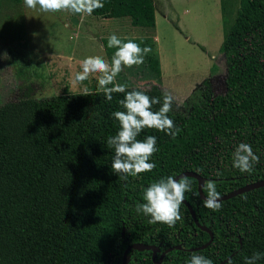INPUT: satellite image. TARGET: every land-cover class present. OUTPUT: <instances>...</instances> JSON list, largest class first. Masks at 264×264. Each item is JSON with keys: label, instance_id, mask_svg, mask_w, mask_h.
Here are the masks:
<instances>
[{"label": "trees", "instance_id": "obj_1", "mask_svg": "<svg viewBox=\"0 0 264 264\" xmlns=\"http://www.w3.org/2000/svg\"><path fill=\"white\" fill-rule=\"evenodd\" d=\"M20 2L0 0V12L19 11ZM102 2L90 16L127 18L131 27L154 36L151 0ZM9 17L0 15V21ZM221 54L223 93L212 95L204 80L188 113L172 109L168 115L180 128L175 138L145 128L137 139L157 138L159 150L150 161L156 167L127 180L112 171L115 150L107 145L120 130L112 113L125 110L119 103L125 93H113L111 101L99 90L0 105V264H120L133 243L160 250L206 243L207 233L195 227L183 204V218L171 228L149 223L150 217L134 209L145 202L144 189L151 183L182 172L197 174L204 185L214 181L221 196L264 179V0H239ZM145 62L158 76L157 56L148 55ZM132 90L159 98L153 111L161 107L164 95L157 86L126 89ZM240 143L251 144L260 158L251 172L233 167ZM188 178L192 191L185 201L212 241L198 251L173 250L162 264H187L193 254L213 264L231 255L224 264H244L254 252L264 253V187L212 211L198 198L195 179ZM128 255V264H151L150 250Z\"/></svg>", "mask_w": 264, "mask_h": 264}, {"label": "rangeland", "instance_id": "obj_2", "mask_svg": "<svg viewBox=\"0 0 264 264\" xmlns=\"http://www.w3.org/2000/svg\"><path fill=\"white\" fill-rule=\"evenodd\" d=\"M154 36L131 27L127 18L99 19L66 11L45 13L29 9L24 0L0 15V105L23 97L49 98L59 94L99 91L98 73L83 84L74 83L81 61L101 56L111 63L116 48L108 37L132 39L149 46L162 61L161 78L140 66L124 67L116 82L127 88L159 87L173 97L172 109L182 114L198 100L202 82L208 80L212 95L224 91L221 45L233 22L239 0H151ZM21 24V29H19ZM21 32H20V31ZM153 37L155 41H153ZM113 52V54L111 53Z\"/></svg>", "mask_w": 264, "mask_h": 264}, {"label": "clouds", "instance_id": "obj_3", "mask_svg": "<svg viewBox=\"0 0 264 264\" xmlns=\"http://www.w3.org/2000/svg\"><path fill=\"white\" fill-rule=\"evenodd\" d=\"M29 9H39L45 13L66 11L75 15H91L95 10L104 7L102 0H24ZM108 48H116L111 63L101 56H88L81 61L82 71L75 73L74 83L83 84L92 74H100L99 89L103 91L107 101L113 99V93H125L119 101L124 111H115L112 116L119 122L120 130L114 136H109L107 145L114 148L115 155L111 169L124 180L129 176L151 172L156 165L151 157L158 152L157 138L147 136L144 140L137 137L145 129H156L175 138L180 128L169 117L173 107V97L165 94L158 111H153V105L160 104L159 98L146 95L143 91H126L127 85L116 82L117 75L124 67L131 68L145 63V57L152 52L149 46L128 39L123 42L116 34L108 37ZM109 85H113L109 87ZM88 92L87 87L84 88ZM259 156L251 144L240 143L233 152V167L241 172H251L253 166L259 163ZM207 195L203 206L212 211L222 207L221 194L217 191L214 181L204 185ZM192 191L191 180L186 176L179 178L168 176L151 183L144 189V203H136L135 212L150 217L149 223H162L169 228L182 220L181 205L185 194ZM264 259V253L254 252L251 257H245L244 264H257ZM187 264H213V261L199 254H193Z\"/></svg>", "mask_w": 264, "mask_h": 264}, {"label": "water", "instance_id": "obj_4", "mask_svg": "<svg viewBox=\"0 0 264 264\" xmlns=\"http://www.w3.org/2000/svg\"><path fill=\"white\" fill-rule=\"evenodd\" d=\"M181 176L191 177V178L195 179V181H196V192H197L198 198L201 201H204L205 197L203 196L201 190H202V187L204 185L205 180L193 172H182V173L176 175L175 177L179 178ZM262 187H264V179H261L259 181H256V182H253V183H250L247 185H244V186H242V187H240L234 191H231L225 195H222L221 196V202L229 200V199L236 197L238 195H241L243 193H246V192L258 189V188H262ZM182 204L187 209L195 227L197 229H199L200 231L207 233V235H208V241L206 243H204L202 246L197 247V248L188 249L186 251L192 252V251L202 250V249L206 248L210 244V242L212 241V233L206 227L200 225L197 222V219L195 217V214H194L192 208L190 207V205L185 200L183 201ZM122 233H123V230L121 231V234ZM147 250H150L151 259H153L156 256V253L159 251V248L155 247V246H151V245H142V244H138V243H133V244L127 246L122 253L120 264H127L128 260H129V257L127 254L129 251L142 252V251H147ZM172 250H184V249H183L181 244L174 246V247H169L160 255V257H159L160 260L167 252H170ZM230 256L227 257L226 259H224L223 261L219 262L218 264H224L230 258Z\"/></svg>", "mask_w": 264, "mask_h": 264}, {"label": "flooded vegetation", "instance_id": "obj_5", "mask_svg": "<svg viewBox=\"0 0 264 264\" xmlns=\"http://www.w3.org/2000/svg\"><path fill=\"white\" fill-rule=\"evenodd\" d=\"M182 245V247H183V249L184 250H174V251H182V252H188V251H186V250H188V249H192V248H185L184 246H183V244H181ZM159 248V247H158ZM167 249V248H166ZM166 249H163V250H160L159 249V251L156 253V256L153 258V259H151V255H150V262H151V264H162L163 262H164V258H165V256L169 253V252H167L162 258H161V260H160V255L166 250ZM173 251V250H172ZM171 252V251H170ZM193 252V251H192ZM130 253V251L128 252V254ZM127 254V255H128ZM128 257H129V255H128ZM130 258V257H129ZM130 262V260H128V262H127V264Z\"/></svg>", "mask_w": 264, "mask_h": 264}, {"label": "crops", "instance_id": "obj_6", "mask_svg": "<svg viewBox=\"0 0 264 264\" xmlns=\"http://www.w3.org/2000/svg\"><path fill=\"white\" fill-rule=\"evenodd\" d=\"M154 25H155V22H154ZM154 41H155V38L153 37V41L152 42H154ZM156 56H157V59H158L159 75L155 76V77H156V79H159V78H161V74H162V71H163V69H162V61L160 60V57H159L158 53L156 54Z\"/></svg>", "mask_w": 264, "mask_h": 264}]
</instances>
